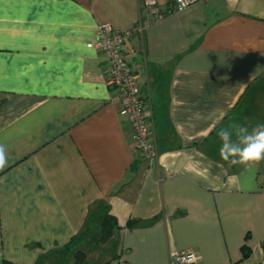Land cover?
<instances>
[{"label":"crops","instance_id":"crops-1","mask_svg":"<svg viewBox=\"0 0 264 264\" xmlns=\"http://www.w3.org/2000/svg\"><path fill=\"white\" fill-rule=\"evenodd\" d=\"M0 0V264H264V161L231 165L217 135L264 124V0ZM157 14H162L157 17ZM158 158L133 139L94 46L121 31ZM115 216L113 236L101 223ZM246 252V255H245Z\"/></svg>","mask_w":264,"mask_h":264},{"label":"built area","instance_id":"built-area-1","mask_svg":"<svg viewBox=\"0 0 264 264\" xmlns=\"http://www.w3.org/2000/svg\"><path fill=\"white\" fill-rule=\"evenodd\" d=\"M204 0H176L172 10H181ZM156 0H143V8L156 13ZM162 14H157L161 17ZM148 21L142 18L127 31H121L105 22L97 27L95 48L102 52L108 62V84L118 94L122 104L120 115L126 118L133 129V139L145 159L154 163L158 149L153 121L148 117L139 92V75L127 58L126 42L135 35H142ZM170 264H198L197 254L190 249H176L170 254Z\"/></svg>","mask_w":264,"mask_h":264},{"label":"clouds","instance_id":"clouds-1","mask_svg":"<svg viewBox=\"0 0 264 264\" xmlns=\"http://www.w3.org/2000/svg\"><path fill=\"white\" fill-rule=\"evenodd\" d=\"M220 140L219 152L231 165H255L264 161V124L251 131L241 124H230L217 133ZM7 150L0 144V171L8 164Z\"/></svg>","mask_w":264,"mask_h":264},{"label":"trees","instance_id":"trees-1","mask_svg":"<svg viewBox=\"0 0 264 264\" xmlns=\"http://www.w3.org/2000/svg\"><path fill=\"white\" fill-rule=\"evenodd\" d=\"M118 226L115 216L107 214L101 223V241L107 242L114 234L116 227ZM84 235L75 237L69 244L68 248L74 251V263L73 264H89L87 260V254L84 250L77 248L78 244L82 240ZM246 255V252H245ZM3 264H16L10 261H4ZM103 264H110L109 262Z\"/></svg>","mask_w":264,"mask_h":264}]
</instances>
